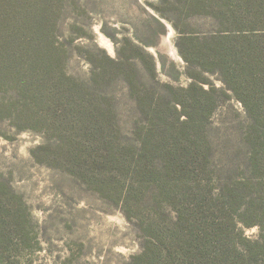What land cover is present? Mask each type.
Wrapping results in <instances>:
<instances>
[{
  "label": "trees",
  "instance_id": "16d2710c",
  "mask_svg": "<svg viewBox=\"0 0 264 264\" xmlns=\"http://www.w3.org/2000/svg\"><path fill=\"white\" fill-rule=\"evenodd\" d=\"M158 1L153 32L124 37L116 58L97 50L83 78L61 26L98 0H0V125L44 135L34 159L122 207L143 237L131 264H264V0ZM185 13L210 30L186 29ZM159 18L179 34L187 87L162 82L147 50ZM231 99L247 119L233 140L211 125Z\"/></svg>",
  "mask_w": 264,
  "mask_h": 264
},
{
  "label": "rangeland",
  "instance_id": "374dc122",
  "mask_svg": "<svg viewBox=\"0 0 264 264\" xmlns=\"http://www.w3.org/2000/svg\"><path fill=\"white\" fill-rule=\"evenodd\" d=\"M158 2L98 0L95 10L69 7L61 33L71 54L70 75L89 77V59L97 50L116 58L124 37L152 33L150 16L157 15L150 3ZM159 19L163 29L147 50L157 59L162 82L187 87L190 79L176 46L179 34L170 21ZM184 19L190 31L210 30L204 17L185 13ZM210 81L221 86L215 78ZM246 122L245 108L235 99L224 101L211 119L213 127L229 130L230 140ZM43 139L38 132L18 133L8 124L0 125V264H131L143 243L136 222L105 194L34 159L32 150ZM241 227L248 238L259 237L258 226Z\"/></svg>",
  "mask_w": 264,
  "mask_h": 264
}]
</instances>
